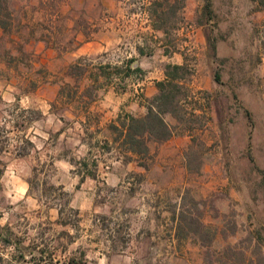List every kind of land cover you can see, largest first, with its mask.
I'll list each match as a JSON object with an SVG mask.
<instances>
[{
	"label": "rangeland",
	"instance_id": "rangeland-1",
	"mask_svg": "<svg viewBox=\"0 0 264 264\" xmlns=\"http://www.w3.org/2000/svg\"><path fill=\"white\" fill-rule=\"evenodd\" d=\"M14 2L25 23L23 33L31 38L22 55L16 51L17 42H9V36L0 37V107H9L2 116L7 120L12 118L13 109L31 104L32 98L27 95L26 99L25 94L34 91L38 83L58 80L61 89L72 87L74 92L83 87L90 120L97 121L103 94L100 88L105 83L98 65L123 66L127 59L135 60L141 69L136 74L141 83L138 96L146 91L148 81L161 77L166 63L185 62L189 69L185 86L196 106L205 110H196L204 114L200 124L195 125L192 135L150 142L149 153L137 155L138 163L147 170L137 176L143 185L138 186L135 204L129 205L139 255L137 264H205L209 259L218 264L216 259L227 260V245L236 246L252 259V264H258L254 237L259 231L264 238V8L254 10L250 0H211L213 17L199 24L205 0H186V22L178 25L172 36L178 51L168 59L158 40L161 34L152 31L143 12L147 0ZM32 28L34 37L30 36ZM12 35H16L15 30ZM207 35L217 39L215 57ZM43 36L47 42L35 40ZM83 43L85 50L76 52ZM4 47L17 59L8 62ZM70 58L73 62L67 66L65 62ZM215 70L220 72L221 83L214 80ZM91 73L100 74V79L91 83ZM83 74L85 79L81 81ZM66 75L73 77L66 82ZM12 86L18 93L15 96L9 91ZM120 87L125 89L126 83L121 82ZM62 106L58 104L57 110ZM166 119L176 123L171 116ZM2 135L0 129V141H4ZM61 191V201L68 199V193ZM149 195L158 203L162 199V212L143 208L142 204L149 205ZM62 207L67 229H72L75 241L83 235L81 212L69 205ZM1 209L0 199V216ZM182 210L196 223L207 226L210 232L205 239L214 235L212 243L202 244L200 235L193 232L178 233L177 215ZM114 217L119 219L116 212L102 216L108 231L113 228ZM160 219L162 242L155 233L160 231L155 226H159ZM64 229L58 225V238L64 239ZM173 234L178 238L175 241L171 240ZM79 240L67 247L76 257L82 251ZM159 250L163 253L155 256ZM59 251L63 249L58 241L57 260L64 261ZM258 254L264 258V245Z\"/></svg>",
	"mask_w": 264,
	"mask_h": 264
},
{
	"label": "crops",
	"instance_id": "crops-1",
	"mask_svg": "<svg viewBox=\"0 0 264 264\" xmlns=\"http://www.w3.org/2000/svg\"><path fill=\"white\" fill-rule=\"evenodd\" d=\"M84 45L76 52L85 50ZM160 46L164 51L165 46ZM163 55L170 58V53ZM72 62L70 58L65 64ZM136 67L131 58L123 66L98 65L105 72V83L100 88L103 94L97 121L90 120L83 87L74 92L72 87L61 89L58 80L38 83L34 91L25 94L26 99L27 95L32 98L31 104L13 109L8 120L2 116L9 107H0V120H4L0 121L4 137L0 141V264H61L57 260L58 241L66 262L67 252L69 257L73 255L67 247L79 239L87 264H137L129 205L135 204L138 186L143 185L137 176L147 170L123 144L124 135L127 116L146 112L147 100L157 92L155 82L165 76L162 70L161 77L148 81L146 91L138 96L141 83ZM69 77L73 75H66V82ZM80 77L81 81L85 79L84 74ZM99 79L100 74L91 73L88 80L94 83ZM121 82L126 83L125 89L120 87ZM9 91L18 94L14 86ZM60 103L62 109L57 110ZM61 190L68 193V199L61 201ZM149 197V205L142 204L143 208L162 212V199L158 203L152 195ZM62 205L81 212L83 235L75 241L63 218ZM111 212H116L119 219L114 217L113 228L108 231L102 216ZM58 225L65 228L64 239L58 238ZM155 226L160 228L155 233L162 242L163 220ZM176 239L173 234L171 240ZM162 253L159 250L155 256Z\"/></svg>",
	"mask_w": 264,
	"mask_h": 264
},
{
	"label": "trees",
	"instance_id": "trees-1",
	"mask_svg": "<svg viewBox=\"0 0 264 264\" xmlns=\"http://www.w3.org/2000/svg\"><path fill=\"white\" fill-rule=\"evenodd\" d=\"M253 4L254 10H260L264 8V0H250ZM186 0H147V3L143 5V12L148 18L149 25L153 32H159L161 37V45L164 47V54L177 52L178 49L174 43V31L178 25L186 22L183 14ZM211 0H205L202 6L201 15L198 19L199 24H205L213 17ZM25 23L22 22L19 15V9L15 6L14 0H0V37L5 35L9 36V42H17L16 51L19 54L25 53L24 46L30 41V38L23 33ZM13 30L16 31V35L13 34ZM34 30L30 29L32 37H34ZM35 39V38H32ZM207 43L213 57L216 56L217 39L211 38L207 35ZM35 40H43L47 42L45 36L36 38ZM7 43L9 44V42ZM19 44V45H18ZM262 56L264 57V41L261 42ZM4 55L8 56V62L16 60L13 57L10 49L4 47ZM140 54H144L143 50L138 48ZM80 65H78L79 68ZM73 68V67H72ZM136 72H139L140 67L135 68ZM102 73H105L101 70ZM119 72H123L120 69ZM125 74L128 71L124 72ZM164 78L155 82L156 94L150 98L146 105V112L143 115L127 116L126 132L123 144L125 147L135 153L136 155H145L149 153L150 142H164L170 139L174 135L188 134L192 135L196 129L197 124H200L203 113H196V110L205 111L202 107H197L193 101V95L187 90L185 81L189 74V69L185 62L181 63H166L163 67ZM214 80L217 83H221V75L219 70L214 72ZM180 94L182 96H180ZM166 116H171L176 123H170L167 121ZM142 165L141 162H139ZM184 223V224H182ZM194 224H196L195 227ZM177 229L180 234H188L187 232H193L200 235V242L202 244H210L213 242V237L209 240L205 239L206 234L210 232L206 225L196 223L192 217H188L186 211H180L177 215ZM183 231H186L185 233ZM176 234L179 235V234ZM254 251L257 255L258 264H264V258L261 254H258L260 247L264 245V238L258 231L254 237ZM236 246L227 245L224 253L227 260L220 262L216 259L218 264H252L253 261L249 257H245L244 253L238 251ZM249 258V259H247ZM205 260V259H204ZM214 260L209 259L205 264H213ZM61 264H87L86 260L80 256L76 257L72 255L68 257L67 261H62Z\"/></svg>",
	"mask_w": 264,
	"mask_h": 264
}]
</instances>
